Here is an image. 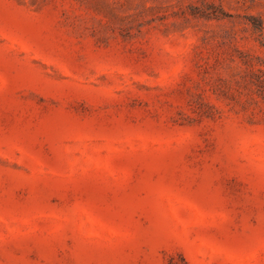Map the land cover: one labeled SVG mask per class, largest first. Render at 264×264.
<instances>
[{
  "label": "rangeland",
  "instance_id": "1",
  "mask_svg": "<svg viewBox=\"0 0 264 264\" xmlns=\"http://www.w3.org/2000/svg\"><path fill=\"white\" fill-rule=\"evenodd\" d=\"M0 264H264V0H0Z\"/></svg>",
  "mask_w": 264,
  "mask_h": 264
}]
</instances>
